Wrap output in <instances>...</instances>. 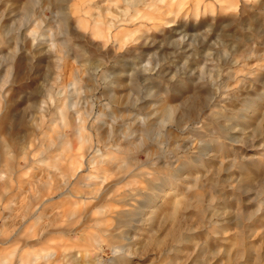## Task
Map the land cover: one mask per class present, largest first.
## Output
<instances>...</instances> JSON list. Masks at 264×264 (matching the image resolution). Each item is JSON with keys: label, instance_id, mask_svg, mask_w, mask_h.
<instances>
[{"label": "clouds", "instance_id": "clouds-1", "mask_svg": "<svg viewBox=\"0 0 264 264\" xmlns=\"http://www.w3.org/2000/svg\"><path fill=\"white\" fill-rule=\"evenodd\" d=\"M0 224V264H264V0H0Z\"/></svg>", "mask_w": 264, "mask_h": 264}, {"label": "rangeland", "instance_id": "rangeland-1", "mask_svg": "<svg viewBox=\"0 0 264 264\" xmlns=\"http://www.w3.org/2000/svg\"><path fill=\"white\" fill-rule=\"evenodd\" d=\"M52 199L55 200L56 203L52 204L51 206H49V207H47V208H44V207L41 208V211H43L44 214H45L46 216H52V215H54V214H55V215H59L61 209H62V208H66L65 205H62V204L60 203V201H59V197H53ZM2 226H3V225L0 224V227H2ZM9 226H10V225H9ZM145 264H146V262H145Z\"/></svg>", "mask_w": 264, "mask_h": 264}]
</instances>
